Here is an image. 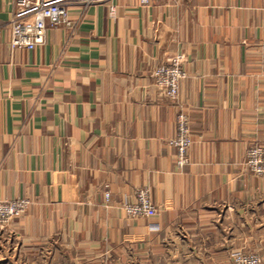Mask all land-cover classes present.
Instances as JSON below:
<instances>
[{
	"label": "crops",
	"instance_id": "obj_1",
	"mask_svg": "<svg viewBox=\"0 0 264 264\" xmlns=\"http://www.w3.org/2000/svg\"><path fill=\"white\" fill-rule=\"evenodd\" d=\"M13 10L0 0V200L31 203L0 229V264L264 260V177L242 166L264 143V0L78 2L71 26L11 50ZM177 53L192 138L181 172L176 106L150 76ZM143 186L156 214L127 217Z\"/></svg>",
	"mask_w": 264,
	"mask_h": 264
},
{
	"label": "built area",
	"instance_id": "obj_2",
	"mask_svg": "<svg viewBox=\"0 0 264 264\" xmlns=\"http://www.w3.org/2000/svg\"><path fill=\"white\" fill-rule=\"evenodd\" d=\"M87 4L90 0H13L14 10L5 23L9 29L8 46L34 49L44 43L49 27L71 26L68 7L73 3ZM147 4L149 0H140ZM264 51V41L259 45ZM186 55L177 53L166 61L156 65L150 73L156 91L176 106L174 135L168 143L174 149L175 171L181 172L189 162V149L192 143L189 117L178 99L179 82L186 76L183 65ZM242 166L256 177H264V143H252L246 148ZM106 186V185H105ZM109 192L104 191L105 200ZM31 201L27 197L0 200V229H4L13 220L23 216ZM122 208L127 217H152L156 207L151 200L148 187H139L134 192L133 201L123 203ZM232 264H264V260L254 252L235 251L231 254Z\"/></svg>",
	"mask_w": 264,
	"mask_h": 264
}]
</instances>
